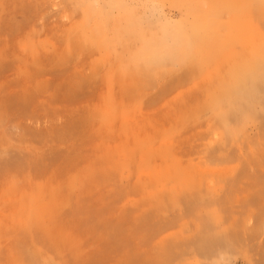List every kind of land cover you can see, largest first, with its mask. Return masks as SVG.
Instances as JSON below:
<instances>
[{
    "label": "rangeland",
    "instance_id": "obj_1",
    "mask_svg": "<svg viewBox=\"0 0 264 264\" xmlns=\"http://www.w3.org/2000/svg\"><path fill=\"white\" fill-rule=\"evenodd\" d=\"M0 264H264V0H0Z\"/></svg>",
    "mask_w": 264,
    "mask_h": 264
}]
</instances>
